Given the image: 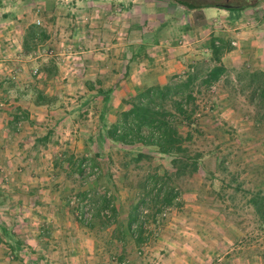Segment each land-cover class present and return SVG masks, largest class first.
Listing matches in <instances>:
<instances>
[{"label": "rangeland", "instance_id": "obj_1", "mask_svg": "<svg viewBox=\"0 0 264 264\" xmlns=\"http://www.w3.org/2000/svg\"><path fill=\"white\" fill-rule=\"evenodd\" d=\"M201 6L220 11L205 21ZM33 25L41 40L26 39ZM209 37L224 42L227 72L217 85L195 91L193 123L178 127L182 136L192 134L191 155L202 156L195 174L175 179L171 158L98 134L102 111L110 125L128 107L120 88L129 69L180 47L198 58L193 66L212 67L210 54H201ZM239 40L240 52L231 45ZM262 51L264 0H0V264H264V223L248 205L252 193L264 195V110L250 104L248 91L239 93L244 83L236 77L261 71ZM97 81L102 87L89 90ZM108 87L102 110L95 91ZM37 92L49 104L34 106ZM31 104L43 120L17 125L14 135L16 110ZM27 129L40 139L34 147L13 139ZM138 153L145 158L134 161ZM165 172L178 198L160 208L146 181ZM34 191L46 195L33 202ZM140 199L133 229L141 224L146 242L136 245L135 236L125 233L121 241L118 233ZM85 207L92 209L88 222L79 214Z\"/></svg>", "mask_w": 264, "mask_h": 264}, {"label": "trees", "instance_id": "obj_2", "mask_svg": "<svg viewBox=\"0 0 264 264\" xmlns=\"http://www.w3.org/2000/svg\"><path fill=\"white\" fill-rule=\"evenodd\" d=\"M190 8L193 7L190 6ZM41 36H44L43 33L33 25L27 30L26 39L30 37L33 40H41ZM26 39L25 45L27 44ZM209 47L210 56L214 62L212 67L204 69L202 66L197 65L193 72L184 75L181 79H169L165 85L142 88L136 91L135 94L129 96L128 101L124 102L128 107L119 112L116 121L110 125L102 123L103 111L99 114L101 118L99 119L98 134L116 145L140 146L152 149L160 156L171 158L172 173L170 176L175 179L195 174L198 171V161L202 156L200 153L191 155L186 144L191 141L192 134L188 131L185 136H182L178 127L180 125L189 127L193 123L192 115L196 109L195 91L198 93L200 87L209 88L210 85L224 77L227 72L220 62L225 51L224 42L213 38ZM49 77L48 74L47 78ZM236 77L240 86L244 83L240 87L239 93L243 94L248 91L250 104L264 110V72L246 70L243 73L240 72ZM195 88L197 89L195 90ZM88 89L95 90L93 84H88ZM95 93L103 103V110L106 105H109L112 89H97ZM33 104L38 107L49 103L41 92H37ZM19 110H16L13 117L14 122L27 119V113L24 110ZM45 140L44 137L42 142ZM142 158H145V155L138 153L134 157V161H139ZM167 174V172L162 176L154 174L149 176L146 181L147 184L151 185V189L147 194H152L153 203H155V200H159L158 205L160 208L171 206L178 198V192L174 188L168 187V184L164 182L167 180L165 177L168 176ZM80 198L81 201L86 200L87 193H83ZM110 203L111 201L103 200L104 208H112ZM142 203L143 199H140L130 207L126 216L125 231L120 230V233H118L119 240H125L124 235L127 233L132 238L135 236L133 240L136 245L146 242L142 225H136V228L133 229V225L138 222L137 212L139 205ZM248 205L253 208L259 220L264 223V195L261 192L252 193ZM111 210L113 213L116 212L113 208ZM104 211H100V214L102 215ZM97 212H99V209Z\"/></svg>", "mask_w": 264, "mask_h": 264}, {"label": "crops", "instance_id": "obj_3", "mask_svg": "<svg viewBox=\"0 0 264 264\" xmlns=\"http://www.w3.org/2000/svg\"><path fill=\"white\" fill-rule=\"evenodd\" d=\"M200 10L202 12V15L204 16V20L205 21L208 18H212V16H214V14H211L210 15V14H208V12H211V11H215V12L216 11H220L218 8L211 7V6H201ZM234 23L235 24L238 23V25L240 24L239 21L234 22ZM209 24H210V22H209ZM221 26H223V25L221 24ZM213 27L217 28V25L214 24ZM204 31H205V29L202 30V33L203 34L205 33ZM210 32L208 31V33L203 36L202 40H204L206 36H210V34H211ZM242 34L243 33L241 32L240 34H237V36L234 37V38H239L240 36H242ZM214 36H217V35H214ZM206 40H207V38H206ZM208 40L209 41H207V42H208V44H210L209 43L210 42V37H209ZM216 40H222V39H216ZM205 44L206 43H204L203 46ZM250 44L251 45L248 46V47H250V52H249V55H248L249 59H247L249 61H247V60H245V61L252 63V58L251 57H252V53L254 51V48H256L254 46H256V45H254V43H252V42ZM236 45H237L236 51H239L240 52L244 48L243 47L244 46L243 45V42L241 40L237 41L236 42ZM203 46H202V48H203ZM176 49H180V50L183 49V51H178V50H173L171 48H168L167 49V53L164 54L165 57L164 58L163 57L162 58L160 57L159 61L152 63V62H149V61L145 60L143 62V64H144L143 66L144 67H141L142 64H139L138 67H134L132 69H129L125 73L126 78L122 82L123 83V87L120 88L122 92L124 91V93L122 94V96L125 95V96L129 97V96L135 94L136 91H138V90H140L142 88H150V87L157 86V85H159V86L165 85L168 82V80L172 76H174V75L184 76V75H186L188 73L193 72V69L197 66V64H195V66H193V64H192L193 63V60H198V58L196 59V57H194L192 55V53H189L191 49L188 50L189 51L188 53H186V51H184L185 48H181L180 47V48H176ZM202 50L204 52V53H201L202 55H209L210 54V47H209V45H208V48L207 49L203 48ZM178 52H182L183 55H180L179 56V53ZM226 54L227 55L228 54L232 55L233 52L231 50V51L226 52ZM263 59H264V51H262V59H261L262 60V63L264 64V62H263L264 60ZM194 62L196 63V61H194ZM247 66H249V63H248ZM259 70H261V71L264 72V68H260ZM219 81L216 82V83H213L212 85L213 86L217 85V83H219ZM101 85H103V83L97 81V82H95L93 84V87L99 88V87H102ZM213 86L211 88H213ZM107 89H113V87H108ZM39 108H35L31 104L30 107H28L26 109L27 110L26 113L29 112V114H27V119L26 120L21 121V122H14L13 121L14 123H12V121L10 122V124L14 125V127L11 128L12 131L14 132V135L18 133L17 129L15 128L17 125L20 126V127L22 126V128L24 129L26 123H28V127L29 126L32 127V126H35L34 123H36V121L39 122V120H43V117L39 119L38 117H36V116H34L32 114V113L35 112L36 109H39ZM34 114H36V113H34ZM37 137L38 136L36 135V131H34L32 129H30V130L27 129L26 132H25V130H23V131L21 130V132H19V134L16 135L13 139L16 140L17 142L20 141L21 143H22V141H25V140H28L29 141V139H30L31 141H33L32 146L34 147L33 144H35V143L38 144V142H40L39 141L40 139L38 140ZM5 140L6 139H4V141ZM4 141L1 144L3 147L6 146V144L8 143V141L6 140L7 142L4 144ZM19 147L21 148L22 145H20ZM45 180H49V179H45ZM39 181H41V179ZM44 191L42 192V194H43L42 196H39L41 192L38 193V191H34L32 193L33 195H30V198H33V200H34L33 202H37L36 201L37 198H39L38 200H42L43 199L42 197H44L46 195V192H44ZM36 208L35 209H32V210H36ZM41 234H44L47 237L50 236V233L48 231H45L44 233H41ZM76 242H78V241H76ZM182 251H184V247L183 246H182ZM203 257H206V256H203ZM193 264H197V262L196 263H193ZM199 264H206V261H203V260L201 261L200 260Z\"/></svg>", "mask_w": 264, "mask_h": 264}, {"label": "built area", "instance_id": "obj_4", "mask_svg": "<svg viewBox=\"0 0 264 264\" xmlns=\"http://www.w3.org/2000/svg\"><path fill=\"white\" fill-rule=\"evenodd\" d=\"M231 45L232 46H236V43L235 42H231ZM86 209L84 210V209H80L79 210V214H83V219L86 221V222H88V221H90L91 220V217H92V209H91V211H88L87 210V207H85ZM84 210V211H83ZM84 212V213H83ZM102 215H105L106 217H109V214H108V211H104L103 213H102ZM80 218V217H79ZM120 264H126L125 262H122V263H120Z\"/></svg>", "mask_w": 264, "mask_h": 264}, {"label": "flooded vegetation", "instance_id": "obj_5", "mask_svg": "<svg viewBox=\"0 0 264 264\" xmlns=\"http://www.w3.org/2000/svg\"><path fill=\"white\" fill-rule=\"evenodd\" d=\"M223 6H224V7H225V6H229V7H230L231 5H223ZM211 7H215V6H211ZM215 8H218V7H215Z\"/></svg>", "mask_w": 264, "mask_h": 264}, {"label": "water", "instance_id": "obj_6", "mask_svg": "<svg viewBox=\"0 0 264 264\" xmlns=\"http://www.w3.org/2000/svg\"><path fill=\"white\" fill-rule=\"evenodd\" d=\"M225 7H227V8H231V7H229V6H225Z\"/></svg>", "mask_w": 264, "mask_h": 264}]
</instances>
